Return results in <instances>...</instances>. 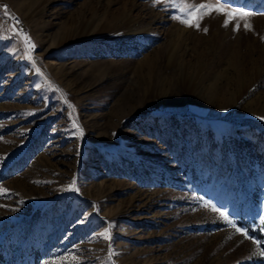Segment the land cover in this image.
I'll return each mask as SVG.
<instances>
[{
  "label": "rangeland",
  "instance_id": "1",
  "mask_svg": "<svg viewBox=\"0 0 264 264\" xmlns=\"http://www.w3.org/2000/svg\"><path fill=\"white\" fill-rule=\"evenodd\" d=\"M262 117L264 0H0V264H264Z\"/></svg>",
  "mask_w": 264,
  "mask_h": 264
},
{
  "label": "snow or ice",
  "instance_id": "2",
  "mask_svg": "<svg viewBox=\"0 0 264 264\" xmlns=\"http://www.w3.org/2000/svg\"><path fill=\"white\" fill-rule=\"evenodd\" d=\"M225 2H227V0H225ZM174 6L178 7L181 13V15L174 17L175 19H178L181 23L185 24L186 26H189V27L194 26L197 28H199L200 26L199 20L202 18L203 14H206V12H210L213 9H215L217 12L225 11V9L219 5L210 6L206 4H200V5L192 6V5H187L184 3H177ZM4 8H5V11L7 12V6H4ZM227 14L229 18L233 16L232 11H229ZM236 14L240 15L241 17H248V16L253 15V13L245 12L243 10H236ZM224 23H225V26H227L228 20L226 19ZM244 27L247 28L249 27V25L245 24ZM237 28H239V25H237ZM204 31H207V29H204ZM16 34L20 35L23 39V42L26 48V53H25L26 58L32 61L33 64H35V61L33 60L32 54H31L32 50L35 48V45L31 42V38L27 36V34H25L22 29L16 30ZM36 71L39 72L40 70L37 68ZM65 103H68V101L65 100ZM261 119H264V117H262ZM73 126L79 130V135H83V130L80 128L78 123L73 121ZM69 187L70 188L74 187V181H73V184L70 185ZM76 190L78 191V189ZM3 191L6 192L7 190H3ZM205 207H211L212 211L218 212L220 217L223 218V220L226 223H228L229 225L235 228L236 232H240L245 237H248V232L244 229L237 227L233 223V221L229 218L228 213L222 211L220 208H217L215 205H212L210 203L205 204ZM261 224L264 225V217H261ZM262 230H264V228H262ZM101 235L107 240L111 239V235L108 230H105V232L101 233ZM259 255H264V251L260 252ZM73 259H75V257H73ZM50 264H55V262H50Z\"/></svg>",
  "mask_w": 264,
  "mask_h": 264
}]
</instances>
